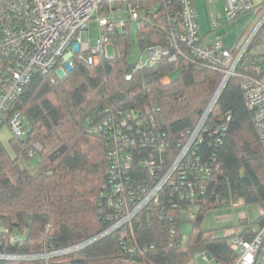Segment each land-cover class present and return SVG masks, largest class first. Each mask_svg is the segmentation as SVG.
I'll return each mask as SVG.
<instances>
[{"label": "trees", "instance_id": "trees-1", "mask_svg": "<svg viewBox=\"0 0 264 264\" xmlns=\"http://www.w3.org/2000/svg\"><path fill=\"white\" fill-rule=\"evenodd\" d=\"M139 3L146 19L138 21L135 40L129 22L115 34L113 57L98 65L74 58V66L65 73H37L18 98L14 111L23 113L28 127L23 136L13 135L10 147L0 138V249L37 252L51 244L63 247L93 238L113 222L110 217L117 210L105 194L120 181L124 185L120 193L127 194L148 178L146 169L135 165L129 181L113 180L109 156L114 146L104 132L89 131L104 118L106 109L146 112L160 107L163 129L174 139L196 123L216 90L220 69L194 59L184 45L183 54L175 50L168 17L172 6L163 0ZM260 5L264 7V0ZM173 6L179 11V2ZM134 44L141 50L162 45L172 49L178 61L164 58L136 69L127 79ZM262 58L264 25L213 109L211 122L227 123V129L220 141L215 136L200 148L203 160L212 167L203 193L182 198L171 191L162 209L145 208L131 226L126 224L48 264H192L202 253H209L218 264H233L237 251L231 235H212L203 222L208 211L244 203L258 205L259 224L264 223V145L243 89L249 77L264 80L261 68L254 65ZM166 77L169 82L163 81ZM133 151L135 163L146 152ZM188 208L194 211L193 227L185 237L182 228ZM251 226L243 229L245 234L254 233ZM12 236L16 243L10 241Z\"/></svg>", "mask_w": 264, "mask_h": 264}, {"label": "built area", "instance_id": "built-area-1", "mask_svg": "<svg viewBox=\"0 0 264 264\" xmlns=\"http://www.w3.org/2000/svg\"><path fill=\"white\" fill-rule=\"evenodd\" d=\"M140 1L143 0H0V129L7 124L14 136L26 133L25 116L20 111L15 112L14 107L37 73L50 74L54 70L57 74L65 73L68 66H74V58L98 65L104 58L113 57L108 47L112 45L115 53V34L129 22H138L140 11L146 16L140 9ZM163 1L172 6L168 9V17L175 50L183 54L181 46L184 45L194 59H201L222 72V78L202 114L191 128L171 139L158 117L160 107L148 108L146 112L133 108L114 112L106 109L104 118L89 131L104 132L114 146L109 156L113 180L129 181L135 165L145 168L148 178L142 179L127 194L120 193L124 188L122 181L105 194L104 199L114 204L117 210L110 217L113 222L93 238L70 246L51 244L37 252L0 249V264L39 260L48 264L51 259L72 254L126 224L131 226L145 208L150 211H155V207L162 209L171 191L172 195L186 198L206 189L205 182L212 174V167L209 161L203 160L200 148L215 136L220 141L227 129V123L211 122V115L227 82L237 74L236 68L244 53L264 25V12L249 35L235 47L228 48L221 41L204 42L194 0ZM176 2L180 4L179 11L173 6ZM224 2L228 21L255 7L252 0ZM94 18L98 22L99 36L92 40L89 29ZM213 18V26L218 27L219 20L215 15ZM143 52H146V61H142ZM142 53L134 70L127 73V79L132 78L136 69L152 66L164 58L170 62L178 61L177 54L162 45L148 47ZM52 81H55L54 77ZM163 81L169 82L170 78ZM243 89L264 145V80L249 77ZM230 118L228 116L227 120ZM134 148L146 150L136 163L132 153ZM186 210H190V216H193L191 208L184 212ZM10 241L16 243L18 239L12 236ZM230 242L237 251L233 264H264V223L253 234H245L237 227ZM200 255L208 257L207 253Z\"/></svg>", "mask_w": 264, "mask_h": 264}, {"label": "rangeland", "instance_id": "rangeland-1", "mask_svg": "<svg viewBox=\"0 0 264 264\" xmlns=\"http://www.w3.org/2000/svg\"><path fill=\"white\" fill-rule=\"evenodd\" d=\"M261 1L262 0H252L255 7L251 11L241 15L240 18L238 17L235 20L228 21L224 0H196L198 7L196 11L199 17V23L205 35L204 42L208 43L212 41L215 43L217 41H221L224 46H234L237 43L243 41L244 38L249 35L257 20L264 12L263 6L260 5ZM214 15H216L220 22L218 27L213 26ZM89 31L92 40L99 36L98 22L96 18L91 21ZM132 32L135 40L138 32L137 21H134L133 23ZM258 49L259 51H262L263 46H260ZM108 52L110 55L114 54V47L112 45L108 47ZM141 53L142 50L139 48V46L134 44L130 60L134 61L138 59L141 56ZM146 60V52H143L142 61ZM60 73L62 74L63 71ZM12 137L13 133L10 127L5 124L0 129V138L7 147H10V139ZM36 160V158L32 159L31 163H35ZM261 215L262 209L258 205L240 203L236 206H222V208L218 210H212L206 213L203 226L204 229L208 230V232L212 235H231L239 226L241 229H246L247 225H252V230L259 229V218ZM243 217L246 222L242 223ZM184 218L185 220L182 229L185 237H188V234L191 232L193 227V218L190 216V210H186L184 212ZM192 264L218 263L209 257L199 256L197 257L196 262Z\"/></svg>", "mask_w": 264, "mask_h": 264}, {"label": "water", "instance_id": "water-1", "mask_svg": "<svg viewBox=\"0 0 264 264\" xmlns=\"http://www.w3.org/2000/svg\"><path fill=\"white\" fill-rule=\"evenodd\" d=\"M139 18L140 20H145L146 19V16L144 15V13L142 11L139 12ZM138 64V59L134 60V61H131L129 64H128V67H127V71L128 72H132L133 69L135 68V66ZM254 65L257 66V67H260L262 72L264 73V58L260 59V60H256L254 62ZM208 257L211 259V256L209 253H207Z\"/></svg>", "mask_w": 264, "mask_h": 264}, {"label": "crops", "instance_id": "crops-1", "mask_svg": "<svg viewBox=\"0 0 264 264\" xmlns=\"http://www.w3.org/2000/svg\"><path fill=\"white\" fill-rule=\"evenodd\" d=\"M195 1V6H196V9H198V7H197V4H196V0H194ZM216 16V15H215ZM241 17V16H240ZM239 17V18H240ZM198 19H199V17H198ZM201 27V26H200ZM201 31H202V34H203V37H205V35H204V32H203V29L201 28ZM204 41H205V38H204ZM207 43V42H206ZM213 42L212 41H210V42H208L207 44H212ZM238 44V43H237ZM236 44V45H237ZM236 45H234V46H228V47H230V48H233V47H235ZM226 46V45H225Z\"/></svg>", "mask_w": 264, "mask_h": 264}]
</instances>
